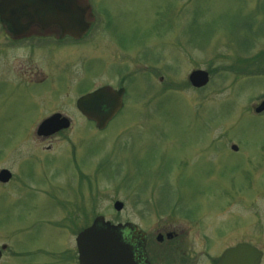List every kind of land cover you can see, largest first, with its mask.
<instances>
[{"label":"rangeland","instance_id":"obj_1","mask_svg":"<svg viewBox=\"0 0 264 264\" xmlns=\"http://www.w3.org/2000/svg\"><path fill=\"white\" fill-rule=\"evenodd\" d=\"M91 5L94 28L78 49L5 56L0 171L12 180L0 184V247L8 246L0 264H77L75 239L99 216L182 233L191 252L249 243L264 264V114H254L264 101V0ZM70 54L72 68L44 65ZM19 63L47 83H19L11 68ZM196 70L210 75L203 89L189 84ZM103 86L126 94L100 132L75 104ZM56 113L71 128L38 138Z\"/></svg>","mask_w":264,"mask_h":264},{"label":"water","instance_id":"obj_2","mask_svg":"<svg viewBox=\"0 0 264 264\" xmlns=\"http://www.w3.org/2000/svg\"><path fill=\"white\" fill-rule=\"evenodd\" d=\"M85 4L84 0H0V20L10 23L19 34L32 25H39L43 30L57 27L61 38L79 40L91 27L88 14L90 7ZM22 22H27L28 27L21 26ZM209 80L206 71L196 70L189 75V83L195 89L205 88ZM124 94V89L102 87L80 98L77 108L87 120L95 123L99 131H103L122 110ZM263 112L264 102L255 109L256 114ZM69 128V120L57 114L40 124L37 136L48 138ZM232 150L238 149L233 146ZM11 177L8 170L0 172L1 183H8ZM123 208L124 204L121 202L114 204L117 212H121ZM132 230L137 231L131 224L115 226L106 222L103 217L96 218L92 226L77 237L79 264H138L124 237V232ZM6 249V245L0 248V260ZM261 259L262 253L259 250L240 244L227 250L219 264H260Z\"/></svg>","mask_w":264,"mask_h":264},{"label":"flooded vegetation","instance_id":"obj_3","mask_svg":"<svg viewBox=\"0 0 264 264\" xmlns=\"http://www.w3.org/2000/svg\"><path fill=\"white\" fill-rule=\"evenodd\" d=\"M21 26L28 27V23L22 22ZM92 30H90L89 36ZM86 38H83L79 41H75L71 38L63 39L61 38V33L59 32V29L57 27L43 30L39 25H32L28 27L26 31L19 34L18 32H15L13 26L10 23L0 22V77H2L1 72L6 65L5 56L9 51H41L48 48L49 50L67 48L71 51L78 49ZM43 62L44 65L51 71L55 70L57 65L60 64H63L64 66H66V68H72L75 65L79 64L77 56L71 54L67 59H60V63H57L58 60H52L51 58ZM81 62V66L84 65V69H87V67L89 66L88 59L85 58ZM11 68H13V73L17 75L19 83H23L21 80L27 79L29 80V85L36 84L37 86H41L48 81L46 77H43L41 79H33V73L35 72L32 71L30 64L19 63L16 67L11 66ZM2 84H4V82ZM76 111L81 118H84L77 110V107ZM49 150L50 149H48V151ZM140 230L145 234L138 233L136 230H132L128 233L124 232L125 241L128 242V244L131 246L133 250L134 260L138 264H200L201 262L203 264H218L225 251L244 243L240 242L234 245H229L219 253L210 255L200 251L191 252L187 250L185 244H182L181 240L178 242V240L181 238L182 233H178L174 230L167 231V229H164L163 232L157 230L154 233L146 232L142 229ZM160 236L162 237L161 239ZM219 240L220 239H218V237L212 240L213 249L218 244ZM202 256H205L206 258L204 261H201Z\"/></svg>","mask_w":264,"mask_h":264}]
</instances>
